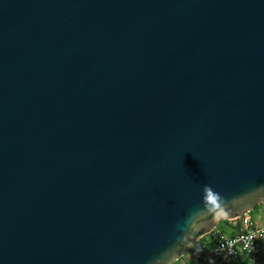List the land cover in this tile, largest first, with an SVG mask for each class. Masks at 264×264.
<instances>
[{
    "label": "water",
    "instance_id": "1",
    "mask_svg": "<svg viewBox=\"0 0 264 264\" xmlns=\"http://www.w3.org/2000/svg\"><path fill=\"white\" fill-rule=\"evenodd\" d=\"M262 203L264 0H0V264H169Z\"/></svg>",
    "mask_w": 264,
    "mask_h": 264
},
{
    "label": "built area",
    "instance_id": "2",
    "mask_svg": "<svg viewBox=\"0 0 264 264\" xmlns=\"http://www.w3.org/2000/svg\"><path fill=\"white\" fill-rule=\"evenodd\" d=\"M251 211L228 220L233 229L229 233L218 234L213 229L200 235L169 264H264V260H259L264 248V225L255 222Z\"/></svg>",
    "mask_w": 264,
    "mask_h": 264
},
{
    "label": "rangeland",
    "instance_id": "3",
    "mask_svg": "<svg viewBox=\"0 0 264 264\" xmlns=\"http://www.w3.org/2000/svg\"><path fill=\"white\" fill-rule=\"evenodd\" d=\"M250 213H251L253 219L256 222L258 215L264 213V205L263 204H259V205L255 206ZM220 218H223V217H220ZM230 224H231L230 222H228V223H226L224 225H222V223H221V224L216 226L215 231L219 232L218 234L227 233V232H225L226 231L225 229H227Z\"/></svg>",
    "mask_w": 264,
    "mask_h": 264
},
{
    "label": "clouds",
    "instance_id": "4",
    "mask_svg": "<svg viewBox=\"0 0 264 264\" xmlns=\"http://www.w3.org/2000/svg\"><path fill=\"white\" fill-rule=\"evenodd\" d=\"M204 192H205L204 201L206 206H208L209 204H216L217 201L222 200V197L218 193H214V190L209 185L205 186Z\"/></svg>",
    "mask_w": 264,
    "mask_h": 264
},
{
    "label": "crops",
    "instance_id": "5",
    "mask_svg": "<svg viewBox=\"0 0 264 264\" xmlns=\"http://www.w3.org/2000/svg\"><path fill=\"white\" fill-rule=\"evenodd\" d=\"M256 222H257V224H259V225H264V213L258 215ZM230 225H231V224H230ZM230 225H229V227H228L227 229H225V230H226L225 232L229 233L231 230H233V229L230 227ZM259 260H260V261L264 260V248L262 249V252H261V255H260V257H259Z\"/></svg>",
    "mask_w": 264,
    "mask_h": 264
},
{
    "label": "trees",
    "instance_id": "6",
    "mask_svg": "<svg viewBox=\"0 0 264 264\" xmlns=\"http://www.w3.org/2000/svg\"><path fill=\"white\" fill-rule=\"evenodd\" d=\"M227 221L228 220H221V221H219L218 225L221 224V223H222V225H224V224L228 223Z\"/></svg>",
    "mask_w": 264,
    "mask_h": 264
}]
</instances>
